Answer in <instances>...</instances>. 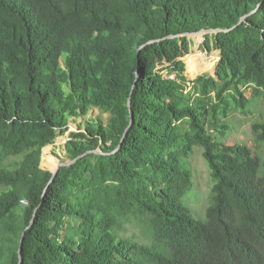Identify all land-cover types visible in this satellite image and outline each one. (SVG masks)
Listing matches in <instances>:
<instances>
[{"label": "trees", "instance_id": "trees-1", "mask_svg": "<svg viewBox=\"0 0 264 264\" xmlns=\"http://www.w3.org/2000/svg\"><path fill=\"white\" fill-rule=\"evenodd\" d=\"M202 29L216 75L180 79ZM246 89L264 101V0H0V264H264V114L253 147L223 141Z\"/></svg>", "mask_w": 264, "mask_h": 264}, {"label": "rangeland", "instance_id": "rangeland-1", "mask_svg": "<svg viewBox=\"0 0 264 264\" xmlns=\"http://www.w3.org/2000/svg\"><path fill=\"white\" fill-rule=\"evenodd\" d=\"M205 35L206 33L203 31L198 33H185V36L188 38L189 45L188 51L185 52L181 58L185 64V70L183 73L176 72L178 74V78L191 81L204 73L212 74V72L206 71L205 60L201 57L202 55L205 56L209 64L214 65V69L216 68L220 58V51L213 43H210L209 47L207 46L205 43ZM188 53L190 54L187 56ZM196 71H198L197 74H195ZM161 73L164 76H176V73L170 74L166 67L161 71ZM245 94L249 98L246 112H234L228 117L227 122L230 127L224 135L223 141L228 144L246 143L248 146L253 147L254 141L252 138L251 123L255 120L261 119L264 114V101L260 97L252 96L250 89H246ZM99 114L101 113L98 108H92L90 110L91 116ZM102 115L106 118L108 113H103ZM81 119L82 118H78L76 122L70 121L68 129L62 134L59 133L54 143L43 148L41 157L42 167H48L51 164L50 169H53L57 161L56 157H59L61 160H68L65 154L64 144L65 141L69 139L70 132L76 129V123ZM49 155L54 158V165H52V162L48 160ZM186 167L191 172L192 186L187 193L181 197V202L190 209L194 218L204 219L205 208L208 205L207 203H209L208 197L211 180L207 163L202 156L201 147H194V152L188 159ZM126 226L130 230L131 226L129 224H126Z\"/></svg>", "mask_w": 264, "mask_h": 264}, {"label": "water", "instance_id": "water-1", "mask_svg": "<svg viewBox=\"0 0 264 264\" xmlns=\"http://www.w3.org/2000/svg\"><path fill=\"white\" fill-rule=\"evenodd\" d=\"M244 17H242L241 19H243ZM219 30H221V29H202V30H198V31H195V33H198V32H200V31H203V32H205V33H214V32H217V31H219ZM190 33H194V32H190ZM220 51V50H219ZM220 59V58H219ZM217 67V66H216ZM216 68L214 69V71L212 72V74H210V75H212V76H215L216 75ZM132 121H133V113H132V111L130 110V121H129V124H128V127L130 126V124L132 123ZM76 126V125H75ZM127 127V128H128ZM74 131H77V127H76V129L74 130ZM65 141V140H64ZM66 142V141H65ZM96 152H101V150L100 149H97L96 150ZM42 157V156H41ZM56 159H57V161H56V164H55V166L53 167V169H51L52 170V176H51V178H50V180H49V183L52 181V179H53V177L55 176V174H56V172H57V170H58V168L61 166V165H67V164H70L72 161L71 160H59L57 157H56ZM48 183V184H49ZM20 243H21V239H20ZM21 248V244H20V247H19V249Z\"/></svg>", "mask_w": 264, "mask_h": 264}, {"label": "bare ground", "instance_id": "bare-ground-1", "mask_svg": "<svg viewBox=\"0 0 264 264\" xmlns=\"http://www.w3.org/2000/svg\"><path fill=\"white\" fill-rule=\"evenodd\" d=\"M201 57L204 58V60H205L206 71L213 72L214 71V65L209 64L208 61H207V59L205 58V56L202 55Z\"/></svg>", "mask_w": 264, "mask_h": 264}]
</instances>
